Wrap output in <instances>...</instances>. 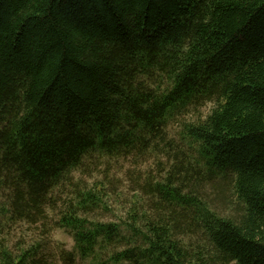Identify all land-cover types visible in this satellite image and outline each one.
Instances as JSON below:
<instances>
[{"label":"trees","instance_id":"trees-1","mask_svg":"<svg viewBox=\"0 0 264 264\" xmlns=\"http://www.w3.org/2000/svg\"><path fill=\"white\" fill-rule=\"evenodd\" d=\"M0 264H264V0H0Z\"/></svg>","mask_w":264,"mask_h":264},{"label":"rangeland","instance_id":"rangeland-1","mask_svg":"<svg viewBox=\"0 0 264 264\" xmlns=\"http://www.w3.org/2000/svg\"><path fill=\"white\" fill-rule=\"evenodd\" d=\"M31 236H32L31 232H29L28 229H24L15 232L13 238L17 240L22 237L29 238ZM52 240L54 241V243L64 244L66 248L70 251H75V243L73 238L64 230L55 231L52 235Z\"/></svg>","mask_w":264,"mask_h":264}]
</instances>
